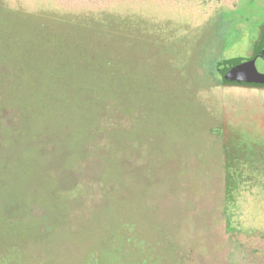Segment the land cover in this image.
I'll return each instance as SVG.
<instances>
[{
    "label": "rangeland",
    "instance_id": "374dc122",
    "mask_svg": "<svg viewBox=\"0 0 264 264\" xmlns=\"http://www.w3.org/2000/svg\"><path fill=\"white\" fill-rule=\"evenodd\" d=\"M62 1L0 0V264H264V187L229 232L217 134L264 114L217 71L264 0Z\"/></svg>",
    "mask_w": 264,
    "mask_h": 264
},
{
    "label": "trees",
    "instance_id": "16d2710c",
    "mask_svg": "<svg viewBox=\"0 0 264 264\" xmlns=\"http://www.w3.org/2000/svg\"><path fill=\"white\" fill-rule=\"evenodd\" d=\"M54 1L58 4L63 2L62 0ZM203 1L213 2L214 5L219 0ZM233 1L236 2L234 4H237L239 0ZM95 14L100 13L96 12ZM258 34L256 41H253L252 54L250 56L225 59L217 64V71L220 75L219 87L221 89L239 87L257 89L264 92L263 85L243 84L230 80L244 72L251 71L252 62L257 57V53L261 47L260 43L264 40V23L260 25ZM247 58L251 62L247 61ZM221 111V125L217 128V134L223 141L225 217L229 225L228 230L232 232L235 231L232 225L233 208L236 206L238 199L244 193L252 191L255 185H259L261 188L264 187V114L256 116V123L254 125L250 123L242 125L237 122L238 120H232L229 117L228 111L223 106ZM13 112V110L6 111L5 109H0V120H5L6 124L15 126L14 120H16V115ZM106 116H100V121L105 120L107 122L103 124V129L96 127L94 133L95 139L93 141L98 139V137L100 139V135L105 134L109 130V127H112L117 122L115 121L110 125L111 122L103 119ZM246 185L249 186L246 187Z\"/></svg>",
    "mask_w": 264,
    "mask_h": 264
},
{
    "label": "water",
    "instance_id": "95a60500",
    "mask_svg": "<svg viewBox=\"0 0 264 264\" xmlns=\"http://www.w3.org/2000/svg\"><path fill=\"white\" fill-rule=\"evenodd\" d=\"M260 45L261 47L259 48L257 57L252 62L253 66L250 68L251 71L244 72L239 76L233 77L230 79L232 82L264 86V40L260 43ZM248 60L251 62V60L247 58V61Z\"/></svg>",
    "mask_w": 264,
    "mask_h": 264
},
{
    "label": "flooded vegetation",
    "instance_id": "af4514ba",
    "mask_svg": "<svg viewBox=\"0 0 264 264\" xmlns=\"http://www.w3.org/2000/svg\"><path fill=\"white\" fill-rule=\"evenodd\" d=\"M250 54H252V53H250ZM250 56V55H249ZM249 90H252V91H254V90H257V89H249ZM258 91V90H257ZM260 92H263V91H260Z\"/></svg>",
    "mask_w": 264,
    "mask_h": 264
}]
</instances>
